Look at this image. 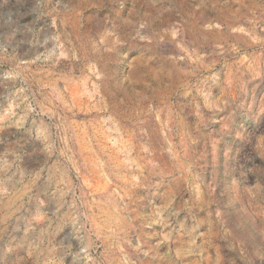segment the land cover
<instances>
[{
	"label": "rangeland",
	"instance_id": "obj_1",
	"mask_svg": "<svg viewBox=\"0 0 264 264\" xmlns=\"http://www.w3.org/2000/svg\"><path fill=\"white\" fill-rule=\"evenodd\" d=\"M0 264H264V0H0Z\"/></svg>",
	"mask_w": 264,
	"mask_h": 264
}]
</instances>
